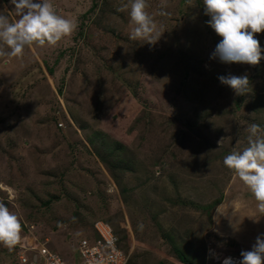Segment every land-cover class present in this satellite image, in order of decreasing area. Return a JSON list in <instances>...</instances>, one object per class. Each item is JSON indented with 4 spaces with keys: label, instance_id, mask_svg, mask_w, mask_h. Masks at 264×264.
Returning <instances> with one entry per match:
<instances>
[{
    "label": "rangeland",
    "instance_id": "1",
    "mask_svg": "<svg viewBox=\"0 0 264 264\" xmlns=\"http://www.w3.org/2000/svg\"><path fill=\"white\" fill-rule=\"evenodd\" d=\"M51 3L76 24L72 35L0 56V202L20 238L72 264L99 219L129 264H218V253L252 250L264 212L223 160L248 146L251 124L264 129V59H212L222 37L203 0H146L155 44L129 38L130 0ZM0 15L19 19L10 0H0ZM256 38L264 49V33ZM0 51L10 49L0 42ZM229 74L247 75L249 94L218 79ZM99 131L101 155L90 142ZM116 143L122 162L104 154ZM0 264H19L16 246L0 243Z\"/></svg>",
    "mask_w": 264,
    "mask_h": 264
},
{
    "label": "clouds",
    "instance_id": "2",
    "mask_svg": "<svg viewBox=\"0 0 264 264\" xmlns=\"http://www.w3.org/2000/svg\"><path fill=\"white\" fill-rule=\"evenodd\" d=\"M10 3L15 6L19 19L10 23L6 16L0 15V42L10 49L0 51V56L21 57L24 49L33 45L56 46L77 27L72 20L56 13L51 0H10ZM203 4L205 14L211 17L207 23L222 37L211 58L229 65L258 66L264 59V49L256 38L257 34L264 33V0H203ZM128 7L124 5L118 11H126ZM146 8V0H130V22L135 27L129 38L155 44L160 33ZM160 14L167 15L163 11ZM218 79L236 96L250 92L247 75L229 74ZM247 131L250 133L248 146L225 156L223 163L247 186L259 210L264 212V136L259 134L264 129L253 123ZM223 142V137L217 141L219 146ZM21 227L17 216L0 202V243L9 249L14 247L21 239ZM223 264H264V238L258 236L252 250L241 252L240 260L226 257Z\"/></svg>",
    "mask_w": 264,
    "mask_h": 264
},
{
    "label": "built area",
    "instance_id": "3",
    "mask_svg": "<svg viewBox=\"0 0 264 264\" xmlns=\"http://www.w3.org/2000/svg\"><path fill=\"white\" fill-rule=\"evenodd\" d=\"M92 233L79 241V253L82 260L73 264H129L130 253L126 252L120 236L113 226L105 220H96ZM18 251L19 264H72L59 253L50 251L42 242L30 244L22 237L15 245ZM226 257L240 260L234 255H215L216 262L223 264Z\"/></svg>",
    "mask_w": 264,
    "mask_h": 264
},
{
    "label": "trees",
    "instance_id": "4",
    "mask_svg": "<svg viewBox=\"0 0 264 264\" xmlns=\"http://www.w3.org/2000/svg\"><path fill=\"white\" fill-rule=\"evenodd\" d=\"M50 69V71H53V68H49ZM186 74H190V70L189 69H187L186 70ZM187 80H185V79H183V81H182V83H181V86L182 87H186L185 85L187 84ZM181 91V90H180ZM184 91V90H183ZM241 103V102H240ZM61 125V124H60ZM102 138V139H101ZM106 138H107V136H106ZM90 142L92 143V144H98L99 145V147H97L96 146V148H97V151H96V153H98L97 155H101L102 153H103V151H104V147H106L105 146V138H104V134L101 132V131H99V132H96V133H94V136H91L90 137ZM123 146L121 145V143H116L115 145H114V147H109L108 149H105V151L106 152H104V154H108L109 153V155L110 156H118L117 155V153L119 152V151H123V148H122ZM102 148V149H101ZM99 149V150H98ZM119 157V156H118ZM125 159H123L122 157H119V160H118V162H122V161H124ZM106 161V160H105ZM106 164L108 165V166H110L111 168H113L114 169V166L111 164V163H109V162H106ZM126 168H128V166L127 165H124ZM106 221V220H105ZM108 222V221H107ZM108 223H110V222H108ZM111 224V223H110ZM112 225V224H111ZM114 228V227H113ZM115 230V229H114ZM115 232H116V230H115ZM116 234L118 235V233L116 232ZM120 240H121V238H120ZM228 254V253H227ZM226 254V255H227Z\"/></svg>",
    "mask_w": 264,
    "mask_h": 264
},
{
    "label": "bare ground",
    "instance_id": "5",
    "mask_svg": "<svg viewBox=\"0 0 264 264\" xmlns=\"http://www.w3.org/2000/svg\"><path fill=\"white\" fill-rule=\"evenodd\" d=\"M18 262H19V257H18Z\"/></svg>",
    "mask_w": 264,
    "mask_h": 264
}]
</instances>
